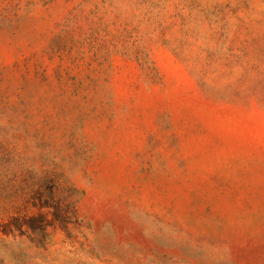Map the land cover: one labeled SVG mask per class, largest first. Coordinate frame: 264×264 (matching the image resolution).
Listing matches in <instances>:
<instances>
[{"label":"rangeland","instance_id":"1","mask_svg":"<svg viewBox=\"0 0 264 264\" xmlns=\"http://www.w3.org/2000/svg\"><path fill=\"white\" fill-rule=\"evenodd\" d=\"M0 264H264V0H0Z\"/></svg>","mask_w":264,"mask_h":264}]
</instances>
